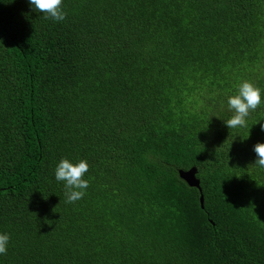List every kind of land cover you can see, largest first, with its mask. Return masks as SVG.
<instances>
[{
    "label": "trees",
    "instance_id": "16d2710c",
    "mask_svg": "<svg viewBox=\"0 0 264 264\" xmlns=\"http://www.w3.org/2000/svg\"><path fill=\"white\" fill-rule=\"evenodd\" d=\"M62 7L0 0V264H264V0ZM244 81L262 102L229 129ZM62 158L89 164L75 203Z\"/></svg>",
    "mask_w": 264,
    "mask_h": 264
},
{
    "label": "clouds",
    "instance_id": "9594fccd",
    "mask_svg": "<svg viewBox=\"0 0 264 264\" xmlns=\"http://www.w3.org/2000/svg\"><path fill=\"white\" fill-rule=\"evenodd\" d=\"M33 10L44 14L45 19L61 22L66 19L67 13L63 10L62 0H29ZM262 102L261 89L248 81L242 82L238 87V93L229 96L227 100L228 109L232 116L225 121L226 126L231 128L245 127L246 118L251 111H255ZM264 131V125L261 126ZM256 160L253 167L264 168V143L254 146ZM89 171V164L81 159L72 163L62 158L55 168V179L64 182L66 203H75L82 199L89 187L88 180L84 175ZM10 240L8 234H0V255L7 254V246Z\"/></svg>",
    "mask_w": 264,
    "mask_h": 264
},
{
    "label": "water",
    "instance_id": "95a60500",
    "mask_svg": "<svg viewBox=\"0 0 264 264\" xmlns=\"http://www.w3.org/2000/svg\"><path fill=\"white\" fill-rule=\"evenodd\" d=\"M180 178L191 188H196L199 190L200 196V205L201 208H204V195L202 194L201 182L198 179V169L197 167H192L189 170H182L179 171Z\"/></svg>",
    "mask_w": 264,
    "mask_h": 264
}]
</instances>
